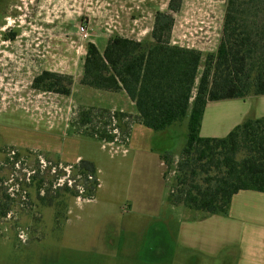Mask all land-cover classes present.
<instances>
[{
  "label": "rangeland",
  "instance_id": "1",
  "mask_svg": "<svg viewBox=\"0 0 264 264\" xmlns=\"http://www.w3.org/2000/svg\"><path fill=\"white\" fill-rule=\"evenodd\" d=\"M226 1L181 0L170 12L168 0H0V264H234L223 255L194 258L175 243L183 210L168 204V195L176 193L187 117L164 131L137 126L124 97L79 83L88 43L99 51L114 36L149 44L161 11L174 20L170 43L201 53L192 102L205 57L219 43ZM42 71L71 75L70 95L33 90ZM86 111L90 121L81 125ZM102 131L114 138L101 140ZM149 149L172 159L161 179L158 160L135 163L138 151ZM77 158L96 169L91 199L67 167ZM35 171L43 190L67 184L79 197L58 190L60 204L58 196L42 205L35 183L25 180Z\"/></svg>",
  "mask_w": 264,
  "mask_h": 264
},
{
  "label": "trees",
  "instance_id": "2",
  "mask_svg": "<svg viewBox=\"0 0 264 264\" xmlns=\"http://www.w3.org/2000/svg\"><path fill=\"white\" fill-rule=\"evenodd\" d=\"M180 1L168 0V10L176 12ZM173 22L171 15L157 11L149 44L114 36L99 51L88 43L79 83L99 91H123L133 102L139 123L153 131H164L187 117L176 193H169L168 202L204 215H226L239 191L264 193V116H247L222 138L201 137L199 130L207 102L264 96V0L226 1L219 43L205 57L192 102L201 53L170 43ZM72 84L71 75L42 71L31 88L68 97ZM90 117V111L81 112L80 124H87ZM99 138L114 137L102 131ZM160 159L167 166L172 162L167 154H160ZM67 167L72 178H82L84 198L91 199L99 185L94 165L80 159ZM28 180L35 183L42 205H52L58 196L60 204L58 190L79 197L67 184L43 190L44 177L38 171ZM0 214L5 215L3 209Z\"/></svg>",
  "mask_w": 264,
  "mask_h": 264
},
{
  "label": "crops",
  "instance_id": "3",
  "mask_svg": "<svg viewBox=\"0 0 264 264\" xmlns=\"http://www.w3.org/2000/svg\"><path fill=\"white\" fill-rule=\"evenodd\" d=\"M106 93L118 94L126 100L125 107H134L123 91ZM250 113L255 118L264 116V96L207 102L199 135L222 138ZM134 129L127 146L131 143ZM123 152L127 153L128 150L124 149ZM138 152L135 160L138 167L158 160V176L159 179L163 178L166 165L160 159V154L151 149ZM174 207L183 210L175 232V243L187 255L204 259L221 258L223 255L224 258H232L234 264H264V193L239 191L232 197L226 215H204L198 212L192 216L187 214L192 213V210L187 211L181 205Z\"/></svg>",
  "mask_w": 264,
  "mask_h": 264
},
{
  "label": "built area",
  "instance_id": "4",
  "mask_svg": "<svg viewBox=\"0 0 264 264\" xmlns=\"http://www.w3.org/2000/svg\"><path fill=\"white\" fill-rule=\"evenodd\" d=\"M79 32H80V35L83 39L87 38L88 34H87V31H86V28L84 27H80L79 28ZM29 179V178H28ZM28 179H25L27 182H29Z\"/></svg>",
  "mask_w": 264,
  "mask_h": 264
}]
</instances>
